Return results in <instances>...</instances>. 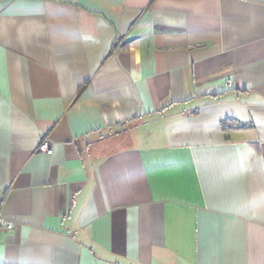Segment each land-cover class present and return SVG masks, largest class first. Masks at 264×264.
<instances>
[{"label": "crops", "instance_id": "obj_1", "mask_svg": "<svg viewBox=\"0 0 264 264\" xmlns=\"http://www.w3.org/2000/svg\"><path fill=\"white\" fill-rule=\"evenodd\" d=\"M0 215V264H264V0H0Z\"/></svg>", "mask_w": 264, "mask_h": 264}, {"label": "built area", "instance_id": "obj_2", "mask_svg": "<svg viewBox=\"0 0 264 264\" xmlns=\"http://www.w3.org/2000/svg\"><path fill=\"white\" fill-rule=\"evenodd\" d=\"M37 150L39 152H45L50 154L52 152L50 142L44 140L40 143ZM15 226V222L13 220L7 219L6 217L0 215V230H11Z\"/></svg>", "mask_w": 264, "mask_h": 264}, {"label": "trees", "instance_id": "obj_3", "mask_svg": "<svg viewBox=\"0 0 264 264\" xmlns=\"http://www.w3.org/2000/svg\"><path fill=\"white\" fill-rule=\"evenodd\" d=\"M224 124H225V123L223 122V123H222V127H224Z\"/></svg>", "mask_w": 264, "mask_h": 264}]
</instances>
